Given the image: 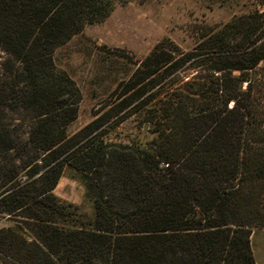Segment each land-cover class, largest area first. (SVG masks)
Wrapping results in <instances>:
<instances>
[{
  "label": "trees",
  "instance_id": "obj_1",
  "mask_svg": "<svg viewBox=\"0 0 264 264\" xmlns=\"http://www.w3.org/2000/svg\"><path fill=\"white\" fill-rule=\"evenodd\" d=\"M127 1L0 0V214L32 231L0 227V253L9 264H256L264 10L231 19L197 52L157 45L141 61L120 108L137 101L132 113L152 125L145 146L90 136L99 121L69 136L81 92L54 51ZM67 166L92 202L88 226L58 225L52 191Z\"/></svg>",
  "mask_w": 264,
  "mask_h": 264
},
{
  "label": "rangeland",
  "instance_id": "obj_2",
  "mask_svg": "<svg viewBox=\"0 0 264 264\" xmlns=\"http://www.w3.org/2000/svg\"><path fill=\"white\" fill-rule=\"evenodd\" d=\"M255 9L261 12L264 6L256 0H129L116 4L103 22L86 25L81 33L54 51L55 65L81 92L77 117L68 127L69 136L99 121L101 125L90 136L99 135L111 144L145 146L152 137V125L144 122L139 112L132 113L137 101L120 108L132 92H124L127 85L136 79L140 69H146L141 61L157 45L177 57L197 52L217 29ZM5 56L0 50V63ZM197 72L198 68L184 71L189 77ZM52 192L64 207V214L57 216L58 225L88 226L94 210L74 169L64 168ZM27 222L18 215L0 214V227L31 240L32 231ZM251 246L257 264H264V229L253 231ZM0 264H9L2 253Z\"/></svg>",
  "mask_w": 264,
  "mask_h": 264
},
{
  "label": "crops",
  "instance_id": "obj_3",
  "mask_svg": "<svg viewBox=\"0 0 264 264\" xmlns=\"http://www.w3.org/2000/svg\"><path fill=\"white\" fill-rule=\"evenodd\" d=\"M254 253V252H253ZM254 257H255V255H254ZM255 261H256V258H255ZM256 264H257V262H256Z\"/></svg>",
  "mask_w": 264,
  "mask_h": 264
}]
</instances>
